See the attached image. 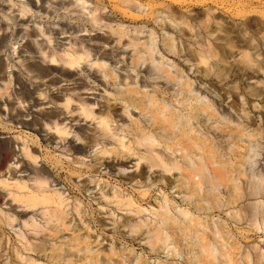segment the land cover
<instances>
[{"label": "rangeland", "instance_id": "374dc122", "mask_svg": "<svg viewBox=\"0 0 264 264\" xmlns=\"http://www.w3.org/2000/svg\"><path fill=\"white\" fill-rule=\"evenodd\" d=\"M90 11H96L105 24H111L113 29L122 32V44L113 43L116 37L109 33V27L102 30L91 26L87 21ZM172 19L187 35L183 38L186 47L194 48L196 38L192 35H195V31L206 37L211 30L214 33L211 41L217 50L218 47L227 49L228 57L220 56V60L226 61L221 63L219 70H224L221 73L223 78L215 81L216 87L221 95L233 97L234 100L242 94L246 98L248 123L262 131L259 155L253 157L251 164L245 162L241 169L246 173L240 180L242 188L246 186V181H249L248 178L253 172L263 176L264 180V0H0V147L1 142L10 141L14 154V159L11 160L13 166H6L0 172V264H191V259L196 255L193 247L196 243L195 230L193 224L186 221L178 210L188 211L200 223L197 234L203 243L220 248L221 255L225 258H219L216 264H243L242 258L251 251L252 246L260 245L264 250V233L251 231L247 224L248 217L246 218L251 204L256 200H240L238 209L241 208V214L236 220L231 216L234 207L228 205L229 197L222 187L218 190L220 204L217 203V198L210 199L205 192L202 193V198L194 197L190 201H184L185 191L181 188L178 191L175 187L177 181L174 176L166 178L168 184L164 180V186L161 185L162 182L158 183L144 201L130 185L124 183L123 189L126 190L125 194H134L138 205L141 203L145 209L156 207L161 196L167 197L171 206L177 208L173 212L178 217V225L182 227L183 235L177 237L179 243L176 246L182 249V255L172 254V248L161 247L153 250L148 245L145 234L131 232L130 225L139 224L143 219L152 217L149 211L141 215L127 214L115 201L100 199L99 188L86 192L81 183L78 184V180L66 179V170L59 176L60 170L55 168L56 164L46 163L45 168L54 179L56 188L68 198L65 210L69 215L61 227L47 226L42 215H39L40 207L29 209L12 200L13 195L18 193L14 184L19 180L27 182V174L21 172L25 167L21 168L22 165L27 164L20 151L21 143L29 140L32 145L36 141L33 130L36 119L32 116L24 117L22 111L35 106L34 101L38 103L39 93L46 92L44 103L58 102V105L55 107L53 104H43L36 110L53 107L57 109V113L65 116L61 110V98L57 99L52 93L56 89L70 87L72 83L64 80L63 76L69 72L61 67V63L57 67L41 64L43 60L39 58V50L50 54L61 53L69 48V41L78 43L83 40L84 46L94 50V58L101 61L106 55L114 66L117 63L115 67L120 75L128 73L134 76L136 73L131 65L132 49L126 43L132 38L143 41L147 36L137 34L135 29H142L145 33L154 30L160 40L163 30L167 29ZM207 24L209 26L204 27ZM85 29L88 32L83 31ZM78 30L82 31L74 34ZM232 42L240 45L246 43L251 49L255 47L251 51V59L256 62L246 59L244 53L241 56L242 49L237 50ZM230 43L233 45L231 48ZM162 51L170 62L174 60L184 69L189 67L185 66L183 58ZM190 54L194 55L193 50ZM145 67L146 64L139 73V80L143 82L149 79V76L142 73ZM199 68L204 72L207 69L203 65ZM87 69L84 68L85 74L77 72L71 80H86L87 73H90L92 79H87V82L90 88L96 90L88 93L99 96L96 100L104 107L107 104L109 108L113 106L116 114L119 106L102 98L105 97L102 94V85L94 83L99 80L97 68H92L91 72ZM187 74L193 79L196 77L193 72L187 71ZM55 80L61 83L53 85ZM195 87L201 88L198 81L195 82ZM108 91L107 97L115 94L112 87ZM230 98L223 104L226 108L231 102ZM25 99L26 102L19 105ZM255 105L257 109H254ZM98 109L97 106L95 110ZM93 124L94 122H81L78 129L89 134ZM215 138L219 149L224 151L227 142L220 133ZM42 144L39 146L34 143L30 148L31 154L63 160L60 151L53 152L46 143ZM2 158L0 154V162ZM106 161H110L112 166L116 165L112 155ZM218 161L223 166L229 162L228 166H232V169H237V165L241 163L239 156L234 155L230 159L218 155ZM39 162V166L42 165L40 159ZM98 171L102 175L100 185L103 186L105 181L116 184L113 176L108 174L109 170L106 171L105 165ZM219 171L222 173L221 169ZM154 176L158 180L161 178L155 174ZM117 188H120L119 185ZM258 201L262 202L264 209V192ZM76 204H79L82 214L86 215L84 219L87 227L78 219ZM8 215L13 216L10 224L7 222ZM31 220L45 228L36 232ZM75 241L89 247L95 255L77 252ZM42 244L45 249L37 251L36 247ZM186 249L190 251L188 256ZM226 258L230 263L226 262Z\"/></svg>", "mask_w": 264, "mask_h": 264}, {"label": "bare ground", "instance_id": "6f19581e", "mask_svg": "<svg viewBox=\"0 0 264 264\" xmlns=\"http://www.w3.org/2000/svg\"><path fill=\"white\" fill-rule=\"evenodd\" d=\"M87 16V21L93 28L103 30L109 27V33L116 37L113 43L122 44V32L113 29L111 24H105L96 11H90ZM208 26L209 24L204 27ZM81 31H75L74 34ZM83 31L88 32L86 29ZM135 32L147 36L143 41L132 38L126 43L127 47L132 49L131 65L136 73L134 76L128 73L120 75L115 67L117 63L114 66L106 55L101 61L94 58V50L84 46L83 40L78 43L69 41V48L61 53L50 54L39 50V58L43 60L41 64L57 67L58 63H61V67L69 72L63 77L65 81L72 82L71 86L56 89L52 93L57 99L61 98V110L65 116L57 113V109L53 107L36 110L43 104H53L55 107L58 105V102L44 103L46 92L39 93L38 103L34 101L35 106L23 110L22 114L24 117L32 116L36 119L33 128L36 137L34 143L39 146L46 143L53 149L51 151H60L63 160L33 155L30 148L34 143L31 145L29 140L23 141L20 151L27 164L22 165L20 161L17 163L22 165L21 168L25 166L21 172L27 174V182L19 180L14 184L18 193L13 195V202L23 204L29 209L40 207L39 215H42L47 226L61 227L69 215L65 210L68 198L56 188L54 179L45 168L46 163L56 164L55 168L60 170L59 176L66 170V179L78 180V184L81 183L86 192L99 188L100 199L115 201L127 214L141 215L149 211L152 217L143 219L139 224L130 225L131 232L145 234L148 245L153 250L161 247L172 248V254L182 255V249L176 246L179 243L177 237L183 235V229L178 225V217L173 212L177 211V208L171 206L167 197L161 196L156 207L150 204L152 208L145 209L141 203L138 205L134 194H125L126 190L123 189V185H130L144 201L158 183L162 182L161 185L164 186V180L168 184L166 178L174 176L177 181L175 187L178 191H181L180 188L185 191L184 201H190L194 197L202 198V193L205 192L210 199L217 198V203L220 204L218 190L222 187L229 197L228 205L234 207L231 216L236 220L241 214V208L238 209L240 200H256L251 204L250 213L246 216L247 224L251 231L264 233V209L262 202L258 201L264 192L263 176L251 172L249 181H246L243 188L240 181L242 176H246L244 170H241L245 162L251 164L253 157L259 155L262 131L248 123L246 98L242 94L238 95L237 100L224 97L215 83L222 77L224 70L219 69L226 59L220 60V56L227 58V49L218 47L217 50L211 41L214 34L211 30L207 32L206 37L195 31V35H192L196 38L194 48L186 47L183 38L187 35L183 29L178 28L173 19L167 29L163 30L160 40L154 30L145 33L142 29H135ZM232 43L237 50L242 49L241 56L244 53L246 59L256 62L251 59V51L255 50V47L251 49L246 43ZM232 43L229 44L230 48L233 47ZM162 50L166 54L183 58L185 66L189 67L184 69L174 60L170 62ZM191 50L194 55L190 54ZM145 64L142 73L149 76V79L143 82L139 80V73ZM200 65L207 68L205 72L200 70ZM95 67L99 80L94 83L102 85V94L105 95L102 98L119 106L116 114L113 106L109 108L107 104V107H104L96 100L99 96L88 93L96 90L90 88L87 82V79H92L90 73H87L86 80H71L77 72L85 74L84 68L91 72ZM187 71L193 72L196 77L191 78ZM55 81L53 85L61 83L59 80ZM196 81L201 88L195 87ZM109 87L114 89L115 94L107 97ZM229 98L231 102L226 108L223 104ZM25 102L26 99L19 105ZM97 106L98 111L95 110ZM254 109H257V105ZM81 122H94L89 134L78 129ZM217 133L227 142L224 151L217 145ZM12 149L10 141L1 142L0 154L3 158L0 162V172L6 166H13ZM111 155L115 157V166L110 165V161L105 162ZM218 155L229 159L232 155L239 156L241 163L239 162L237 169H232V166L230 168L229 162L223 166L218 161ZM39 159L43 162L40 166ZM103 165L106 171L109 170L108 174L113 176L116 184L105 181L103 186L100 185L102 175L98 169ZM154 174L161 178L158 180L153 177ZM75 212L80 223L87 227L84 219L86 215L82 214L79 204H76ZM178 213L193 224L195 230L196 243L193 247L196 255L191 259V264H216L219 258H225L222 257L219 247L201 241L197 234L201 225L188 211L178 210ZM12 217L7 216L9 224ZM32 226L36 232L45 228L34 221ZM218 237L220 238L219 235ZM75 243L77 252L95 255L89 247L82 246L77 241ZM262 243L264 245V240ZM41 249H45V245L36 247L37 251ZM186 252L188 256L190 251L186 249ZM226 262L230 263V260L226 258ZM242 263L264 264L262 246H252L251 251L245 253L242 258Z\"/></svg>", "mask_w": 264, "mask_h": 264}]
</instances>
